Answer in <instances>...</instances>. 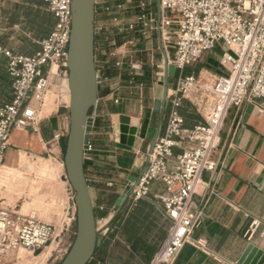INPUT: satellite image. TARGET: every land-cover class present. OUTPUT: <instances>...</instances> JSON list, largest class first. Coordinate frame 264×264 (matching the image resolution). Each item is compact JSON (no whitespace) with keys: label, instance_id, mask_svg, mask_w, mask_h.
Returning <instances> with one entry per match:
<instances>
[{"label":"crops","instance_id":"crops-1","mask_svg":"<svg viewBox=\"0 0 264 264\" xmlns=\"http://www.w3.org/2000/svg\"><path fill=\"white\" fill-rule=\"evenodd\" d=\"M149 2L155 6L152 17L157 21L156 5ZM106 6L107 0H96L97 103L88 137L90 151L84 160L96 228L104 233L91 260L96 264H149L171 227L155 201L156 196L165 193L164 186L153 182L148 200L133 203L128 197L118 212L115 205L125 188L132 184V177L138 178L145 168L150 147L145 139L147 130L161 122V134L166 125L168 106L165 105L162 116L153 112L154 102L161 94L157 85L160 77L153 68L159 67L158 60L163 66V56L157 31L151 30L142 37L139 24L135 29L138 40L126 39L116 46L108 38L112 32L103 26ZM54 25L55 18L43 0H0L3 52L33 56L39 49L38 43L49 36ZM127 45H133L136 52H144L145 63L132 61ZM3 52H0V107L12 100L13 80L8 71L9 60ZM222 53L218 45L205 53L192 69L185 70L211 85L216 78L227 75V70L219 64ZM117 61L121 62L120 67L115 66ZM110 64L115 66L113 74L109 71ZM48 69V66L41 68L40 77H47L48 88L39 107L37 128H15L11 133L0 165V206L55 226L64 220L62 234L68 243L75 235L76 208L63 165L66 134L54 131L49 122L64 114L62 107L68 102L67 72L56 68L48 72ZM175 82V78L170 79L168 89ZM32 94L33 90L29 100ZM179 113L187 128L203 122L188 100L183 102ZM113 115L138 120L131 151L116 148ZM219 140L212 154L218 164L217 171L202 174V184L191 203L200 224L191 231L190 239L200 242L204 249L185 244L173 264H237L249 244L264 250V99L231 108L223 120ZM173 153L174 159L179 150ZM7 172L12 176L6 177ZM57 190H61L59 196Z\"/></svg>","mask_w":264,"mask_h":264},{"label":"built area","instance_id":"built-area-1","mask_svg":"<svg viewBox=\"0 0 264 264\" xmlns=\"http://www.w3.org/2000/svg\"><path fill=\"white\" fill-rule=\"evenodd\" d=\"M43 1L55 25L49 36L38 43V51L25 57L3 52L0 47L9 60L8 71L13 79L12 100L0 107V165L13 130L37 128L39 107L48 88L47 77H40L41 68L48 66V72L52 68L64 69L72 22L71 0ZM139 7L137 24L141 31H157L167 62L176 69V82L167 90L165 128L146 154L143 172L129 185L128 197L133 203L148 200L153 182L164 186L165 193L156 196L155 201L171 227L149 264H173L185 244L204 249L200 242L190 239L191 231L200 224L191 203L202 184V174L217 171L212 154L219 146L227 112L245 102L264 99V0H159L157 21L144 4ZM109 9L106 7L108 13ZM135 29V24L125 28L129 32ZM218 45L223 49L219 64L227 70L226 76L209 85L202 78L183 74ZM170 47L172 56L168 53ZM115 66L120 67L121 62ZM185 100L203 118L202 123L191 128L184 126L179 113ZM175 149L179 153L173 159ZM89 151L88 146L85 156ZM64 225V220L55 226L0 206V254L16 249L34 253L48 246L53 247L55 258L62 260L72 244L63 237Z\"/></svg>","mask_w":264,"mask_h":264},{"label":"water","instance_id":"water-1","mask_svg":"<svg viewBox=\"0 0 264 264\" xmlns=\"http://www.w3.org/2000/svg\"><path fill=\"white\" fill-rule=\"evenodd\" d=\"M159 13V0H150ZM96 0H71L72 22L64 69L67 72V114L49 120L54 131L66 134L63 165L66 180L74 193L76 208L75 235L66 256L59 264H87L100 246L103 232L96 228L94 209L84 173L85 153L93 124V112L97 103V75L94 63ZM159 45L163 56V76L158 81L160 97L155 100L153 112L162 116L170 79L176 69L167 62V54ZM115 146L131 151L136 142L138 120L127 116H112ZM161 122L150 127L145 135L149 153L160 132ZM137 177H132L135 183ZM127 186L115 205L118 212L130 193ZM237 264H264V250L249 244Z\"/></svg>","mask_w":264,"mask_h":264},{"label":"rangeland","instance_id":"rangeland-1","mask_svg":"<svg viewBox=\"0 0 264 264\" xmlns=\"http://www.w3.org/2000/svg\"><path fill=\"white\" fill-rule=\"evenodd\" d=\"M149 1L150 0H107L106 7L110 9H109V13L106 11L107 15H105L106 16L105 23H103V26L112 32L111 37H113L115 34H119L121 36L124 35V40L126 39L127 40L130 39L133 41L138 40V35L136 33L137 31H135V33L129 32V31H126L125 28L127 24H135V25L137 24V17L141 10L139 7L140 4H144L146 6V9H148V11L153 15L155 6L151 5ZM118 5H120L121 7L116 8V6ZM114 18H116L115 21H114ZM98 28H100L99 24H98ZM152 31L148 29L145 31H141V34H144L141 36L145 37L146 34L148 35ZM111 37L109 36L108 38H111ZM151 38L153 39L154 37L152 36ZM153 44H154V41H153ZM126 51H128L127 54L131 56L132 61H142L143 63H145V61L147 60V57H145V53L136 52L135 49L133 48V45H127ZM168 53L170 56L172 55L171 47L168 49ZM157 64L159 65V67L158 68L154 67L153 70L161 78L163 76V66L160 60H158ZM188 69L189 70L192 69V66L189 67ZM136 71H140L139 67L136 69ZM145 92H147V90ZM62 111L64 112V114H67V102L66 104L64 103L62 107ZM142 130H144V128H142ZM4 175L6 177L12 176L11 172L4 173ZM60 192L61 190L60 191L57 190L56 196H59ZM62 204L64 205L65 203H62ZM73 239H74V236H72V240H70V242L68 243H72L71 241H73ZM52 249L53 247L47 246L46 248L38 250L34 253L23 250V249H16V250L10 251L7 254H0V264H59L62 260L55 258V254H53ZM46 250H49L48 256L44 260L38 261L37 258Z\"/></svg>","mask_w":264,"mask_h":264},{"label":"trees","instance_id":"trees-1","mask_svg":"<svg viewBox=\"0 0 264 264\" xmlns=\"http://www.w3.org/2000/svg\"><path fill=\"white\" fill-rule=\"evenodd\" d=\"M111 41H113L114 43H115V45L116 46H118V45H120L122 42H123V40H124V35L123 36H121V35H119V34H115L113 37H111V39H110ZM114 64H110V73L111 74H113L114 72ZM185 75H188L189 73H190V71L189 70H185ZM13 80V79H12ZM13 82V81H12ZM88 264H96V263H94L92 260H91V262L90 263H88Z\"/></svg>","mask_w":264,"mask_h":264},{"label":"bare ground","instance_id":"bare-ground-1","mask_svg":"<svg viewBox=\"0 0 264 264\" xmlns=\"http://www.w3.org/2000/svg\"><path fill=\"white\" fill-rule=\"evenodd\" d=\"M49 254V250H46L45 252H43L37 259L38 261H42L44 260Z\"/></svg>","mask_w":264,"mask_h":264}]
</instances>
